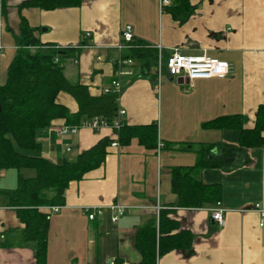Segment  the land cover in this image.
I'll use <instances>...</instances> for the list:
<instances>
[{"label": "crops", "instance_id": "obj_1", "mask_svg": "<svg viewBox=\"0 0 264 264\" xmlns=\"http://www.w3.org/2000/svg\"><path fill=\"white\" fill-rule=\"evenodd\" d=\"M25 1L0 0L1 84L21 47L23 22L41 44L78 46L89 31L78 57L65 62L66 76L100 95L122 70L119 107L126 111L124 123L156 125L152 144L138 136L122 144L110 126L60 134L69 126L64 118L39 131L41 155L57 164L76 158L101 138L117 143L108 147L101 166L70 182L64 205L51 213L47 264H110L117 258L138 263V231L153 220L159 228L161 213L176 223L173 233L190 232L192 244L159 255L157 264H264V227L255 209L256 204L264 209V146H242L225 155L226 149L241 148L240 129L207 125L238 114L243 128L255 126L264 104V0H188L189 6L175 3L164 10L159 0H83L80 6L54 10L23 6ZM128 24L136 40L157 49L151 66L117 48ZM174 48L226 61L231 71L226 77L193 81L172 76L166 60ZM127 59L133 62L124 63ZM57 100L71 113L79 109L68 93H59ZM209 148L210 157L221 164L199 167ZM176 166L190 168L204 183L219 187L216 203L224 209V226L211 216L216 203L179 206L172 181ZM18 179L16 169H0V264H37L36 246L24 239L17 209L7 205L5 193L16 189ZM115 203L127 207L117 222L108 208ZM87 206L104 212L92 220L84 212Z\"/></svg>", "mask_w": 264, "mask_h": 264}, {"label": "trees", "instance_id": "obj_2", "mask_svg": "<svg viewBox=\"0 0 264 264\" xmlns=\"http://www.w3.org/2000/svg\"><path fill=\"white\" fill-rule=\"evenodd\" d=\"M83 0H26L23 6H34L44 10L80 6ZM189 6L188 0H172L173 4ZM169 7V6H168ZM84 34V32H83ZM83 36V35H82ZM66 46L54 43L41 44L26 22L21 25L20 44L13 59L5 83H0V169H16L18 185L12 192L5 193L7 205L17 209L24 223V239L36 246L37 264H47L48 212L41 209L64 205L65 193L71 181L81 180L87 172L101 166L107 156V149L113 138H101L91 148L76 158H65L57 164L41 155L42 145L37 136L40 130L49 127L53 120L66 119L69 125H81L94 117L112 124L119 111V95L113 91L92 95L88 86L70 80L65 74V62L76 59L80 49L87 44ZM137 46L127 49L125 57L151 66L158 59L157 49L141 40ZM65 92L75 98L79 109L76 113L57 97ZM211 127H235L241 131V148L226 149L225 155L241 151L242 146H264V104L257 110L255 126L243 128L240 115L221 116L207 124ZM119 140L126 144L134 136L144 144L154 142L156 125L124 124L119 130ZM202 153L199 167L220 165L221 162ZM208 156V157H207ZM210 157V158H209ZM33 170L34 176H25L23 171ZM173 189L180 207H203L214 204L220 197L216 185L204 183L183 166L173 168ZM176 223L161 213L159 228L153 220L142 227L136 236L135 246L142 260L131 264H157L159 255L174 248H189L192 244L190 232L173 233ZM158 231L161 235L158 237ZM111 264H124L117 258Z\"/></svg>", "mask_w": 264, "mask_h": 264}, {"label": "built area", "instance_id": "obj_3", "mask_svg": "<svg viewBox=\"0 0 264 264\" xmlns=\"http://www.w3.org/2000/svg\"><path fill=\"white\" fill-rule=\"evenodd\" d=\"M172 0H159V5L161 10H164L166 7L170 6ZM91 36V32L86 31L83 34L85 39H88ZM122 41L117 46L119 51L131 49L136 47L135 35L133 33V26L128 24L121 32ZM158 50H160L161 46L158 45ZM124 63L131 64L133 61L131 59H127L123 61ZM159 69L161 70V61L159 59ZM166 67L168 73L175 77H185L189 81H193L196 79H210L214 77H226L229 75L231 71V67L228 62L222 61L216 58H212L208 56L206 53L195 54V55H186L183 54L179 48H174L170 55L166 60ZM121 74H123L122 70H117V76L114 80H112L111 85L104 88L103 92L113 91L117 93L120 97L122 93V84L120 79L118 78ZM126 111L123 108H119L117 117L113 120L112 124L108 123V121L99 119L98 117H94L85 123L79 125H69L60 131V134L75 132L79 127H89L94 131H98L103 127H113L115 130H119L124 123V115ZM113 146H116L117 143L113 142ZM221 202L218 201L215 207L210 208L211 216L214 220H216L221 226L225 225L224 218V209L220 206ZM48 209V217L50 218L51 213L57 212L60 210L61 205H54L46 207ZM108 208L112 209L115 214L112 216V221L117 222L121 216L124 215L126 206L121 205L119 203L112 204ZM255 209L260 213V222L259 225L264 227V209L261 208L260 204L255 205ZM84 212L88 215L90 219H95L97 216H101L104 212V208L102 207H84ZM4 239V235L0 232V240Z\"/></svg>", "mask_w": 264, "mask_h": 264}, {"label": "water", "instance_id": "obj_4", "mask_svg": "<svg viewBox=\"0 0 264 264\" xmlns=\"http://www.w3.org/2000/svg\"><path fill=\"white\" fill-rule=\"evenodd\" d=\"M1 105H0V113H1ZM113 262V260H110L109 263L111 264Z\"/></svg>", "mask_w": 264, "mask_h": 264}, {"label": "rangeland", "instance_id": "obj_5", "mask_svg": "<svg viewBox=\"0 0 264 264\" xmlns=\"http://www.w3.org/2000/svg\"><path fill=\"white\" fill-rule=\"evenodd\" d=\"M30 174H31V173H27V172L25 173L26 176H29Z\"/></svg>", "mask_w": 264, "mask_h": 264}]
</instances>
